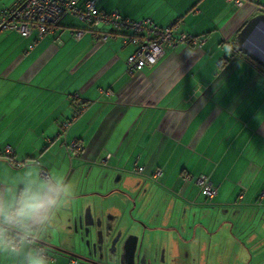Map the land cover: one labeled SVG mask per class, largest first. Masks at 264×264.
Masks as SVG:
<instances>
[{
    "label": "crops",
    "instance_id": "obj_1",
    "mask_svg": "<svg viewBox=\"0 0 264 264\" xmlns=\"http://www.w3.org/2000/svg\"><path fill=\"white\" fill-rule=\"evenodd\" d=\"M97 2L198 44L164 48L132 76L125 62L135 46L120 36L101 43L72 18L36 42L0 33V148L25 162L0 156V201L51 190L56 203L29 238L49 264H264V69L235 40L264 0ZM73 141L76 154L66 146ZM199 175L216 188L210 201ZM0 264L25 257L0 255Z\"/></svg>",
    "mask_w": 264,
    "mask_h": 264
},
{
    "label": "built area",
    "instance_id": "obj_2",
    "mask_svg": "<svg viewBox=\"0 0 264 264\" xmlns=\"http://www.w3.org/2000/svg\"><path fill=\"white\" fill-rule=\"evenodd\" d=\"M233 4L236 8L242 7L250 0H225ZM97 0H18L8 9L0 8V33L5 31L16 32L21 37H33L34 42L41 40L48 34L50 28L54 27L64 17L76 19L86 24L92 29L91 34L97 41L107 43L120 36L121 45H133L135 50L126 59V72L133 76L143 69L157 63L162 57L164 48L174 49L178 45L196 46L198 43L185 34L176 33L175 26L160 28L152 24L147 19L133 20L124 18L115 11L103 12L98 10ZM108 26L111 32L96 31L93 28L98 26ZM85 30H75L71 33L75 40L80 39ZM33 44L29 46L32 48ZM108 94V92H105ZM85 108V105L78 106L73 117L61 124V131L66 132L72 121ZM68 151L75 154L81 150V144L73 141L66 145ZM0 156L9 160L12 167H21L25 162H18L12 159V151L9 147L0 148ZM143 168L137 167L136 173L141 174ZM160 171L156 170L151 174L155 180ZM41 179L49 181V175L45 170L40 171ZM184 183L189 181V175H183ZM194 183L199 188L200 193L210 201L216 195V188L210 184L207 177L199 175L194 178ZM264 197L261 193L260 199ZM74 264V263H72Z\"/></svg>",
    "mask_w": 264,
    "mask_h": 264
},
{
    "label": "clouds",
    "instance_id": "obj_3",
    "mask_svg": "<svg viewBox=\"0 0 264 264\" xmlns=\"http://www.w3.org/2000/svg\"><path fill=\"white\" fill-rule=\"evenodd\" d=\"M51 190L44 187L28 188L22 191L14 204L0 201V255L25 257V264H49L41 251L30 247L33 233L30 226L41 223L45 213L55 205ZM10 230L22 233L12 236Z\"/></svg>",
    "mask_w": 264,
    "mask_h": 264
},
{
    "label": "water",
    "instance_id": "obj_4",
    "mask_svg": "<svg viewBox=\"0 0 264 264\" xmlns=\"http://www.w3.org/2000/svg\"><path fill=\"white\" fill-rule=\"evenodd\" d=\"M235 40L236 51L264 69V13L251 17L241 27ZM59 252L64 253L63 251ZM78 259L80 262L84 260L81 257H78Z\"/></svg>",
    "mask_w": 264,
    "mask_h": 264
},
{
    "label": "trees",
    "instance_id": "obj_5",
    "mask_svg": "<svg viewBox=\"0 0 264 264\" xmlns=\"http://www.w3.org/2000/svg\"><path fill=\"white\" fill-rule=\"evenodd\" d=\"M107 13H108V12H107ZM64 18H69V17H64ZM64 18H63V19H64ZM63 19H62V20H63ZM62 20H61V21H62ZM75 20H76V19H75ZM61 21H60V22H61ZM79 23H81V22H79ZM58 24H59V23H57V25H58ZM82 24H84V23L82 22ZM57 25H56V26H57ZM84 25H85V27H86V29H85L86 31H90V32L92 31V29H89V27H88L86 24H84ZM56 26H54V27H56ZM103 27H104V26H101V25H100V26H98V27H96V28H93V30H94V32H95V30H96V31H101L100 28H103ZM52 28H53V27H52ZM52 28H50L49 32L51 31ZM49 32H48V33H49Z\"/></svg>",
    "mask_w": 264,
    "mask_h": 264
},
{
    "label": "rangeland",
    "instance_id": "obj_6",
    "mask_svg": "<svg viewBox=\"0 0 264 264\" xmlns=\"http://www.w3.org/2000/svg\"><path fill=\"white\" fill-rule=\"evenodd\" d=\"M74 20H75V19H74ZM104 28H106V29L108 28V29H109V27H108L107 25H106V26H104Z\"/></svg>",
    "mask_w": 264,
    "mask_h": 264
}]
</instances>
